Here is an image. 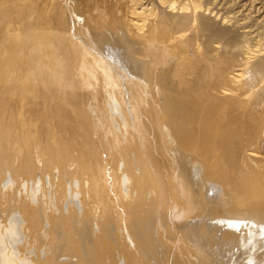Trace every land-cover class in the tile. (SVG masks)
Segmentation results:
<instances>
[{
  "label": "bare ground",
  "instance_id": "6f19581e",
  "mask_svg": "<svg viewBox=\"0 0 264 264\" xmlns=\"http://www.w3.org/2000/svg\"><path fill=\"white\" fill-rule=\"evenodd\" d=\"M20 2L11 56L33 63L0 83V160L55 164L49 181L60 184L43 219L8 190L21 215L6 236L17 243L21 220L29 233L45 229L49 258L35 264H264V0H33L30 20ZM117 70L124 95L128 72L147 88L151 103L138 102L153 122L113 126L90 147L109 158L101 148L92 162L60 101L90 111L89 99L119 90ZM101 116L96 125L112 126ZM85 188L98 209L81 203Z\"/></svg>",
  "mask_w": 264,
  "mask_h": 264
},
{
  "label": "rangeland",
  "instance_id": "374dc122",
  "mask_svg": "<svg viewBox=\"0 0 264 264\" xmlns=\"http://www.w3.org/2000/svg\"><path fill=\"white\" fill-rule=\"evenodd\" d=\"M20 1L21 0H0V83L1 81L5 82L8 79L9 82H14L19 78H23V76H21L22 73H19V71L17 70L22 69V71L20 72H23L24 69H29L33 63V57L31 59L30 58L27 59L26 61L21 60V62H18L11 56V51L18 50L19 44L22 42V33H23L22 31L24 29V26L22 24H19L20 13L18 11L20 10L19 7H21ZM32 1L33 0H23L22 2L23 3L22 6H24L26 13L28 14L26 17L28 18V16L30 15V19L32 16L30 12L31 10L30 8H32L31 7ZM12 11L14 12V14ZM8 22L10 23L9 24L10 27L7 28V30H3V27L5 26V24H8ZM26 22L30 23V21H26ZM25 25H27V23ZM27 27L30 29L33 28L32 23L27 25ZM107 59L110 60L111 64L112 63L114 64L113 61L115 60V58L111 60V58L107 56ZM127 75L133 78L132 74H130L129 72L127 73ZM118 76H119L118 70L117 73L113 72V78L117 81L116 84L119 90L116 93H113V95H111L110 97L99 96L95 99L94 98L89 99V101H91L92 104V106L89 108L90 111H85L82 113V115L75 114V102L73 100L60 101L63 108L66 109V115H65L66 118H63V120L65 121L64 124H67V128H73L74 131L76 130L79 131L80 134H76L75 138H77L79 135L83 133L82 136L79 137L78 139H82L83 137L87 140L85 141V143H83L82 147L80 146L79 143L81 141L75 140L78 142L76 143V145L78 146V149H80V153L82 155L83 153L86 152L87 154H89L88 156L92 162L95 161L98 150L100 151L101 148H102L101 152L103 153V155H107L106 149L104 147H97L99 149H97L95 154L92 153L90 147L92 146V144L98 143L99 141L105 138L109 140V135L111 134L109 133V131L114 128L113 126H115L116 128H120L122 125L131 124V129H133L134 131L135 124H145V123L153 122V120L151 122L152 118L147 113L148 111L147 109L149 108V106L145 105L144 107V105L142 104L141 106L138 102L139 101L138 98H142L146 94H148L149 97L148 95L146 96L149 99L146 96L145 99H147V101L151 103L152 97L147 91V88L145 90H142L144 89V87L142 84L138 83L141 82L138 78H133V79L127 78L125 84L128 91L124 95L122 93L123 89L119 82L120 80L118 79ZM136 79L138 80V82ZM134 82H137L138 85H142V87L140 86L141 92L142 91L144 92L147 91V92L144 95H143L144 92H142V94L137 93L138 95H136V93L134 92V85H136L137 83L135 84ZM139 94H141V96ZM134 98H136L137 101ZM107 100H109V102H107ZM104 102L108 103L107 106H105ZM113 102H115L116 104L113 106L112 109H108L109 107H111ZM137 105L139 107H137ZM1 109L2 106H0V111ZM98 114L100 118L102 117L101 115L103 114L104 116H106L107 120L110 119L112 126H103L100 123H99L100 125L99 124L96 125L94 122V117H97ZM50 115L52 117H55V118L50 117L51 122L54 123L55 129H58L57 132L61 133L62 131L60 130L61 129L60 118L56 117L57 114H53L52 112L49 114V116ZM147 115L149 117H147ZM3 119H4L3 120L4 123L6 122V124L11 125L9 126L10 128L8 127V132H15L16 127L14 126L13 123L16 121L15 114L5 115ZM62 159L59 158L61 162ZM86 159L88 160V157ZM8 161L10 162L11 160L6 159L5 157L3 161L0 160V190L4 188V194L3 192L0 193V240H1L0 252L4 256L3 261L9 262V264H11L12 262L13 264H35L36 262H38V260H45L46 258H49L48 256L50 253L47 254L48 252L47 242L45 243V241H43L46 230L41 229L39 226V228H37V231L35 233H31V232L29 233L24 225L25 221L21 220L19 227L20 235H21L20 239L17 241V243L15 242V240L9 239L8 236H6L7 229L8 228L12 229L11 227L14 228V223L16 224L15 216L19 212L16 209H14L13 206H11V202H9L10 201L9 195H7L6 192L10 190L12 187L18 188L19 196L21 195V197H23L29 203L33 204L35 209L36 208L39 209L40 210L39 212L41 213V217H42L41 219H43L45 215L47 216L48 214L47 212H50L55 208V205H49L48 207H46L44 202H46L47 199L52 200L53 199V197H51L52 195L56 196V194H54L53 191L51 190V187L58 186L60 184V181H58L57 179H55V181L52 180V182L49 181V175L52 174V172H56L58 167L55 164L51 163L50 170L46 171V169L41 165L40 167L35 166L33 168V166L30 165L32 163L28 162L26 159H23L19 162L17 160L16 161L14 160L11 161V163L9 164L7 163ZM57 162L58 161L56 160V163ZM4 163H6L7 165L4 166ZM110 163L114 165L112 161H110ZM118 165L119 162L116 163L115 167L116 166L118 167ZM8 166H10L11 168L9 167V169L8 168L4 169L5 167ZM8 175L9 177H7ZM78 176H79L78 179L82 181L81 185H83V187L86 186L87 185L86 182H88L86 180L87 177L84 174H79ZM62 180L64 182H67L65 184L67 187L69 186L70 189H74L75 187H77V185L75 184L71 185L70 181L69 180L67 181L65 178H62ZM78 193L80 196L79 198L81 199V203L83 204L84 202L87 201L88 208L90 210H92V208L98 209L101 206L100 205L101 202L99 203L94 196L90 195V193L88 192V188H85L83 195L81 194V191H78ZM214 193L215 191L211 190L209 192L210 197L213 196ZM108 196L109 195H107L106 198H108ZM98 214L100 215L99 212ZM19 215L21 214L19 213ZM214 221L215 220H213V222ZM35 237L37 239L38 237H41V239L40 240L38 239L39 240L38 241L35 239ZM59 258L60 259L58 260L61 262L63 261L66 263L69 261L67 258H65V256L62 255ZM0 264L3 263L0 262Z\"/></svg>",
  "mask_w": 264,
  "mask_h": 264
}]
</instances>
